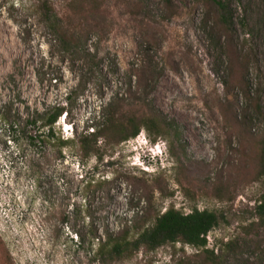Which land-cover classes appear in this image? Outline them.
Masks as SVG:
<instances>
[{"label": "rangeland", "instance_id": "374dc122", "mask_svg": "<svg viewBox=\"0 0 264 264\" xmlns=\"http://www.w3.org/2000/svg\"><path fill=\"white\" fill-rule=\"evenodd\" d=\"M67 1L0 0V264H102L74 230L86 234L95 221L103 233L106 223L118 229L132 220L142 206L132 205L141 189L127 176L150 177L141 170L160 176L154 184L158 207L174 203L189 211L197 204L219 213L208 239L211 245L236 241L226 264H264V227H249L264 181L237 176L250 162L251 145L223 113L225 105L239 120L246 117L254 136L263 131L249 95L264 111V0H220L232 18L234 45L249 61L245 84L234 80L227 35L216 10L209 12L202 0H172L175 14L166 0H104L95 24L87 25L84 45L92 56L66 51L44 21V7L60 12ZM135 69L148 71L146 93L182 128L188 144L183 174L174 169L165 141L151 143L145 131L97 160L76 148L61 152L46 138L45 144H29L39 129L29 126L23 133L17 127L18 112L68 102L57 131L72 139L100 124L113 98L129 95ZM230 178L234 200L215 195L219 180ZM104 179L111 184L82 191L86 181ZM90 203L96 207L89 210ZM172 251L164 246L116 264H171Z\"/></svg>", "mask_w": 264, "mask_h": 264}, {"label": "trees", "instance_id": "16d2710c", "mask_svg": "<svg viewBox=\"0 0 264 264\" xmlns=\"http://www.w3.org/2000/svg\"><path fill=\"white\" fill-rule=\"evenodd\" d=\"M103 1L68 0L60 12L44 7L41 14L45 23L47 22L52 31L59 36L66 51H80L92 56V53L87 51L88 49L84 45L87 43L90 33L87 25L95 24V18L103 8ZM202 1L207 5L209 12L216 10L217 24L220 30H223L227 35L228 67L233 72L234 80L245 84L249 61L242 58L240 51H237L234 45L232 18L227 5L220 0ZM166 6L171 14H175L176 7L172 0H166ZM73 21L80 23L74 25ZM147 74L148 71L145 69L133 70L129 76L131 83L129 95H119L113 98L103 108L101 123L88 125L81 132H76L72 139L57 131L59 119L64 113L68 115V102L64 105L51 106L43 111H31L28 108V113L24 116L23 113L18 112L17 127L23 133L27 132L29 126L39 129V133L30 135L29 144H45L47 139L54 143L61 152L67 148H76L83 158L95 157L97 160L105 159L108 150L138 137L142 131H145L151 143L165 141L170 155L174 159L173 165L177 164L173 168L183 174L185 172L183 162L188 152L187 141L177 120L161 111L150 99V94L146 93ZM134 81H136L135 84H133ZM249 100L264 126V111L259 100L250 95ZM223 113L224 119H231L235 128L240 131L242 139L251 145L250 162L243 163L237 169V176L240 175L241 179L264 181V128L260 135L254 136L251 127L247 126L246 117L239 120L234 110H228L225 105H223ZM141 173L149 174L150 177L144 175L139 177L135 173L127 176L136 188L141 189V194L135 197L137 202H132V205L135 206L142 205L139 211L134 212L135 217L122 223L118 229H113L110 224L106 223L103 233L95 225V221H90L86 234L80 230H74L78 242L81 245L89 242L92 247L90 254L99 259L102 264L131 262L139 254L144 252L148 254L164 246H169L173 250L170 254L171 264H226L227 255L237 250L236 241L233 239L223 240L220 244L211 245L208 239L209 234L220 223L219 213L209 209H200L197 204H194L189 211L177 208L174 203L164 208L158 207L154 184L158 182L160 176L147 173L144 170H141ZM179 180L181 181V179ZM110 184L111 181L106 179L95 183L86 181L82 191L88 194L92 188L98 191ZM235 185L232 178L228 181L219 180L214 188V194L221 198L226 197L229 200H234L231 197V190ZM135 191L138 192L136 189ZM109 195L111 194L109 193ZM87 206L90 207L89 210L96 207L91 203ZM253 209L255 212L254 221L249 224V227L263 228L264 191L256 200ZM92 215L90 214V216ZM63 223H69L67 214L63 215ZM178 244L182 245L179 250H177ZM186 247H190L193 251L188 253Z\"/></svg>", "mask_w": 264, "mask_h": 264}]
</instances>
